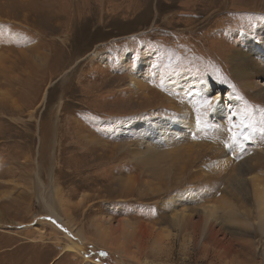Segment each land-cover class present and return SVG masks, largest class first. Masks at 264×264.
<instances>
[{
	"label": "rangeland",
	"instance_id": "374dc122",
	"mask_svg": "<svg viewBox=\"0 0 264 264\" xmlns=\"http://www.w3.org/2000/svg\"><path fill=\"white\" fill-rule=\"evenodd\" d=\"M258 7L0 0V264H263L251 192L254 181L264 187V168L248 169L264 140L253 133L237 157L223 146L229 121L264 117ZM241 66L254 89L233 75ZM201 97L217 99L198 128ZM188 207L199 234L213 218L240 216L250 235L236 239L254 255L200 252L168 218ZM217 237L238 248L226 232ZM69 240L79 250H66Z\"/></svg>",
	"mask_w": 264,
	"mask_h": 264
},
{
	"label": "bare ground",
	"instance_id": "6f19581e",
	"mask_svg": "<svg viewBox=\"0 0 264 264\" xmlns=\"http://www.w3.org/2000/svg\"><path fill=\"white\" fill-rule=\"evenodd\" d=\"M234 1L236 0H230V6L231 5H236V7L238 8L239 12L242 11V9L250 7L253 9H258L260 10V8L258 7V5L260 4H264V0H254V1H259L258 3L253 2V0H237L236 3H234ZM212 4V3H211ZM222 6V5H221ZM224 10L222 13L226 14L228 7L227 6H222ZM220 7V8H222ZM231 9V8H230ZM236 12V11H235ZM242 67V66H241ZM262 71V70H261ZM233 75H235L238 79L241 80V85H245L247 88L254 89V82L252 79V77H254V75L250 72V70L247 69V67H242L239 68L238 70L235 68L233 70ZM264 86V85H263ZM258 89H256L255 91H257ZM182 91V90H181ZM258 93V92H256ZM260 96V98L263 100L261 101V106L262 108H264V92L262 93H258ZM181 95V94H180ZM178 95V96H180ZM185 95V94H184ZM203 96V95H202ZM181 97V96H180ZM255 118H258L257 116H255ZM228 119V117L226 118V120ZM229 120V119H228ZM235 124V123H234ZM228 125V124H227ZM175 126L179 129L182 128V125L180 126L179 123L175 124ZM182 131V130H181ZM177 132V131H176ZM181 144V143H180ZM221 145V144H220ZM148 146V145H147ZM224 146V145H223ZM154 147V146H153ZM210 148V147H209ZM229 149V148H228ZM151 150V149H150ZM207 150V149H206ZM182 150L178 149V151H176V154L179 156L180 154H178V152ZM186 151H189L186 150ZM213 151V150H212ZM212 151L209 152L212 154ZM215 151V150H214ZM223 151V150H222ZM225 151V150H224ZM227 151V150H226ZM199 152V151H197ZM154 153V151H153ZM175 153V152H174ZM188 153V152H187ZM186 153V154H187ZM201 153V152H200ZM205 153V152H204ZM256 153V152H255ZM142 154V153H141ZM158 154V153H157ZM173 154V153H172ZM176 154H174V156H176ZM189 154V153H188ZM216 154V153H215ZM219 154V153H218ZM240 153H238V151L236 150V152H233L234 156H238ZM155 156V155H153ZM173 156V157H174ZM204 157L209 156L208 153L203 155ZM202 156V157H203ZM221 156V155H220ZM145 157V158H144ZM144 161H150V159H147L149 157L148 152L146 153V155H144ZM150 158V157H149ZM152 158V157H151ZM245 156L242 155L241 160H244ZM141 159V158H140ZM175 159V158H174ZM179 159V158H178ZM182 159V158H181ZM189 159V158H188ZM255 159H257L255 162H253L251 164V166H247L249 167V171H253V170H259L261 168H264V157L261 156H255ZM185 160V158H184ZM206 160V159H205ZM224 160V159H223ZM223 160L221 162H223ZM145 161V162H146ZM155 161V160H154ZM187 161V160H186ZM196 161V159H195ZM200 161H202L200 159ZM225 161V160H224ZM227 161V160H226ZM225 161V162H226ZM156 162V161H155ZM203 162V161H202ZM220 162V161H219ZM220 162V163H221ZM234 162V161H233ZM143 164V163H142ZM181 164V163H180ZM185 164V163H184ZM182 163V165H184ZM187 165V164H186ZM220 166V165H219ZM221 166L222 163H221ZM160 168V167H159ZM180 168V166H179ZM185 168V167H182ZM220 168V167H219ZM227 168V167H224ZM246 168V167H245ZM231 169V168H230ZM184 170V169H182ZM233 170V168H232ZM244 171V170H243ZM246 171V169H245ZM228 172V171H227ZM262 172V171H261ZM229 174H231L230 172H228ZM236 173V172H235ZM246 173L243 172H239L238 177L241 178L240 176L244 175ZM235 175V174H234ZM157 177V176H156ZM234 178V177H233ZM235 179V178H234ZM237 179V178H236ZM257 180V179H256ZM264 181V180H262ZM129 183V182H128ZM262 183L254 181V186L252 188V197H254V207L256 208V213H257V218H258V230L260 231V233H264V187L261 185ZM53 185V184H52ZM264 185V183H263ZM127 186V185H126ZM48 205V209H49V216L50 218L54 219L59 217L58 213L56 211H54V208L52 207L51 204L47 203ZM183 209V208H182ZM197 210L196 208H189L187 210H180L178 214H172L170 216H168V218L170 219V221L175 224L176 226H178V228L180 229V231H186L189 232L188 230H191L192 233V239L194 242V245L196 246V248L200 251V252H207L208 250V246L206 247V245H210L213 246V253L214 256L218 259H223V258H227L229 256H234V255H241L242 254L244 256H246L248 258L249 254H253L254 253H246L242 250L244 244L242 242L239 241V239L236 238H240L239 236H249L250 235V229L244 225V221L242 220V218L239 216L234 215L232 212H227L228 214L225 216L226 222L228 221L229 224L226 225L224 224V222L219 221V219L217 218H213L212 222L207 224L206 228L199 234L198 232V224L197 223H193V219H192V215L193 213H195ZM206 211V210H205ZM204 211V212H205ZM201 212V211H200ZM243 214V213H242ZM210 216V214L208 215ZM60 218V217H59ZM165 219V218H164ZM208 220V219H207ZM225 221V220H224ZM66 222L69 224V222L66 220ZM70 226V225H69ZM173 226V225H172ZM177 228V227H176ZM198 231V232H196ZM221 231L226 232L228 235L235 237L233 239H236V246H238V248H236V250L233 247V244L231 243H227V245H223L219 238L217 237L218 234L221 233ZM70 232L80 241L85 240L86 238L81 234V232L79 230H76L75 228H70ZM195 238V239H194ZM206 238V239H205ZM218 238V239H217ZM229 240V239H228ZM253 242H251L249 239H247V244L251 245ZM235 246V247H236ZM64 248L66 250H79V244L77 242H75L74 240H69L67 241V243H65ZM212 252V251H211ZM261 256H262V263L264 264V250L261 251ZM231 258V257H230ZM229 258V259H230ZM246 258V259H247ZM232 259V258H231ZM228 260V259H227ZM252 264V263H251Z\"/></svg>",
	"mask_w": 264,
	"mask_h": 264
},
{
	"label": "snow or ice",
	"instance_id": "6c2138e0",
	"mask_svg": "<svg viewBox=\"0 0 264 264\" xmlns=\"http://www.w3.org/2000/svg\"><path fill=\"white\" fill-rule=\"evenodd\" d=\"M215 97H201L195 107L196 112V126L199 128L204 124V117L207 116L215 108ZM264 112V110H261ZM227 133V140L225 141L224 147L231 149L233 152L240 148L243 151V143L246 141L253 140V133H260L259 139L264 140V117H261L259 126L254 117L251 116L249 111V122L246 124L243 121L240 125H236L229 121V126L225 129ZM192 138L195 139V134H192ZM100 256H107L106 252L101 251Z\"/></svg>",
	"mask_w": 264,
	"mask_h": 264
}]
</instances>
